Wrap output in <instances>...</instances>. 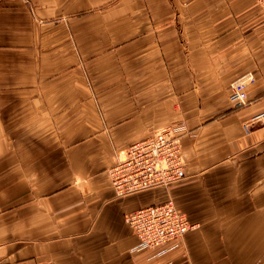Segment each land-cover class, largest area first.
<instances>
[{
    "label": "crops",
    "instance_id": "1",
    "mask_svg": "<svg viewBox=\"0 0 264 264\" xmlns=\"http://www.w3.org/2000/svg\"><path fill=\"white\" fill-rule=\"evenodd\" d=\"M263 108L255 0H0V264H264ZM180 120L184 177L119 193L122 151ZM168 198L195 228L137 250L124 215Z\"/></svg>",
    "mask_w": 264,
    "mask_h": 264
},
{
    "label": "built area",
    "instance_id": "2",
    "mask_svg": "<svg viewBox=\"0 0 264 264\" xmlns=\"http://www.w3.org/2000/svg\"><path fill=\"white\" fill-rule=\"evenodd\" d=\"M260 2L264 10V0ZM250 82V73L235 79L230 85V101L244 103L245 88ZM251 119L264 122V109ZM185 133L181 121L132 142L111 169V184L119 192L128 193L166 186L183 178L185 161L181 137ZM124 220L137 237V250L174 243L196 226L171 198L130 211L124 215Z\"/></svg>",
    "mask_w": 264,
    "mask_h": 264
},
{
    "label": "rangeland",
    "instance_id": "3",
    "mask_svg": "<svg viewBox=\"0 0 264 264\" xmlns=\"http://www.w3.org/2000/svg\"><path fill=\"white\" fill-rule=\"evenodd\" d=\"M23 3H25L29 8H32L33 6H34V4H35V1L36 0H21ZM255 3H256V5H257V7L259 8V11H260V13L262 14V15H264V10H263V8H262V5H261V2H260V0H255ZM246 73H250V75H251V82L253 81V79H254V76H253V73L251 72V71H244L243 73H241V74H239V75H237L236 77H234V78H232L231 80H230V82H229V84H228V95H227V98H228V101H229V103H231V104H233V105H243V104H245L246 103V101H247V94H246V99H245V102L244 103H236V102H233V101H230V99H229V93H230V85H231V83L235 80V79H237L238 77H240V76H242V75H244V74H246ZM250 82V83H251ZM249 83V84H250ZM248 84V85H249ZM247 85V86H248ZM246 86V87H247ZM245 93H246V88H245ZM264 109V108H263ZM261 111V110H260ZM260 111H258V112H260ZM257 112V113H258ZM256 114V113H255ZM255 114H253V115H255ZM253 115H251V116H249L248 118H246V119H244V120H242V127H243V129H244V131L245 132H248L249 131V129L253 126V125H256V124H259V125H264V122L263 121H258V120H252L251 118H252V116ZM181 122V120L180 121H178V122H176V123H172V125H176V124H179ZM172 125H168V126H166V127H163V128H159V129H156V130H160V129H164V128H167V127H170V126H172ZM185 125V124H184ZM186 129V128H185ZM155 131V130H154ZM177 131H179V130H177ZM153 132V131H152ZM151 132V133H152ZM187 132V131H186ZM151 133H149L148 134V136L151 134ZM186 134V133H185ZM184 135V134H183ZM182 135V136H183ZM181 139H182V137H181ZM127 149V148H126ZM126 149H124L123 151H122V154L125 152V150ZM184 161H185V157H184ZM114 166V165H113ZM113 166L111 167V169L113 168ZM184 166H185V163H184ZM111 171V170H110ZM112 186L114 187V185L112 184ZM115 188V187H114ZM116 189V188H115ZM117 190V189H116ZM118 191V190H117ZM119 192V191H118ZM119 193H122V192H119ZM129 193V192H128ZM175 203V202H174ZM176 205V204H175ZM178 208V207H177ZM190 231V230H189ZM188 232V231H187ZM185 234V233H184Z\"/></svg>",
    "mask_w": 264,
    "mask_h": 264
}]
</instances>
